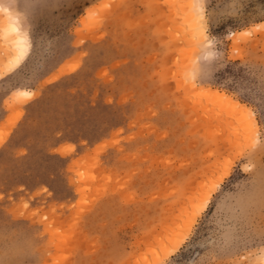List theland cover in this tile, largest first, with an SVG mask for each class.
<instances>
[{
    "label": "rangeland",
    "instance_id": "obj_1",
    "mask_svg": "<svg viewBox=\"0 0 264 264\" xmlns=\"http://www.w3.org/2000/svg\"><path fill=\"white\" fill-rule=\"evenodd\" d=\"M0 4V264H262L264 0Z\"/></svg>",
    "mask_w": 264,
    "mask_h": 264
},
{
    "label": "bare ground",
    "instance_id": "obj_2",
    "mask_svg": "<svg viewBox=\"0 0 264 264\" xmlns=\"http://www.w3.org/2000/svg\"><path fill=\"white\" fill-rule=\"evenodd\" d=\"M4 2V1H3ZM5 4V2H4ZM3 4H0V14H2L4 17L1 18L2 15H0V20L2 19L3 22L0 21V23L2 24V31H1V37H2V42L4 43L3 45V51L4 54L0 56V58L3 59L1 60V67H7V72H9V70H14L17 67H19L21 65V63L23 62V60L27 57L30 47H31V43L30 40L27 36V34L24 32V30L21 28V23L20 20L22 21V19H20L19 15H13L16 14L15 12L12 13L11 9L8 8H4V6H2ZM13 6V5H12ZM7 7V6H6ZM199 11H200V18H204L203 12L201 11V8L199 7ZM194 15V14H193ZM193 15L189 16V22L190 23H194L193 21L196 20ZM19 16V17H18ZM5 20H8L9 22H6ZM4 21L6 23H4ZM25 23V22H24ZM0 24V26H1ZM193 27H195L196 29L198 28L196 25H194ZM27 30V29H26ZM195 41L197 42H202V40L206 37V34L203 30H201L200 32L196 31L195 34ZM234 37V36H233ZM207 38V37H206ZM1 46V45H0ZM207 46H211V42L207 41ZM199 48V46H195L194 47V51L197 50ZM2 51V52H3ZM1 53V52H0ZM68 66V64L66 65ZM63 67V66H62ZM67 71V70H66ZM72 71V70H71ZM6 72V73H7ZM68 73V72H67ZM4 76V75H3ZM2 77V76H1ZM56 79V78H55ZM196 90H198L201 93L206 92V88L204 89H198V88H194ZM17 96L19 97H28L31 95V92L29 91H25V90H18L16 91ZM208 94L216 100H220V101H228L229 103H233V106H235L236 108L241 109L242 111V115H252L253 112L251 110V108H249L246 105H242L240 104L238 101L233 100L232 98H230L227 94L225 93H221L218 90H210L208 91ZM12 96V95H11ZM35 97V96H34ZM33 96L31 95L30 99H32ZM12 99V98H11ZM29 99V100H30ZM25 103V102H24ZM23 103V104H24ZM17 104V103H16ZM19 104V103H18ZM12 105V104H11ZM21 105V104H20ZM13 106V105H12ZM10 106V107H12ZM234 107V109H235ZM9 109V108H8ZM236 110V109H235ZM240 114V113H239ZM240 115V116H242ZM4 123V122H3ZM16 123V121H14V124ZM13 127V126H11ZM10 127V128H11ZM9 128V126H8ZM11 132V131H10ZM9 132V133H10ZM8 133V134H9ZM4 142V141H3ZM2 142V143H3ZM1 143V144H2ZM0 144V145H1ZM212 193V192H211ZM194 194V193H193ZM210 199V198H209ZM193 203V202H192ZM194 204V203H193ZM202 212V211H201ZM195 210H189L186 214H185V221H184V225H190L192 223V221L195 219ZM176 224V223H175ZM162 228V227H161ZM191 229V228H190ZM177 230V229H176ZM175 230V231H176ZM175 231H173L172 233L175 234ZM188 235V234H187ZM152 236V235H151ZM160 236V234H159ZM175 236V235H174ZM173 236V237H174ZM155 238V237H154ZM158 238V237H157ZM156 238V239H157ZM165 238V237H164ZM175 239V238H174ZM172 241H174L172 239ZM166 242V241H165ZM171 249V248H170ZM261 260H262V264H264V255L261 256Z\"/></svg>",
    "mask_w": 264,
    "mask_h": 264
},
{
    "label": "crops",
    "instance_id": "obj_3",
    "mask_svg": "<svg viewBox=\"0 0 264 264\" xmlns=\"http://www.w3.org/2000/svg\"><path fill=\"white\" fill-rule=\"evenodd\" d=\"M3 121H4V118L1 117V118H0V123L3 122Z\"/></svg>",
    "mask_w": 264,
    "mask_h": 264
}]
</instances>
